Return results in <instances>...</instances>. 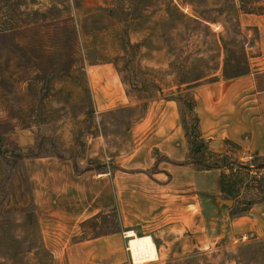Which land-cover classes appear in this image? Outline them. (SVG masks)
I'll return each instance as SVG.
<instances>
[{
	"label": "rangeland",
	"instance_id": "rangeland-1",
	"mask_svg": "<svg viewBox=\"0 0 264 264\" xmlns=\"http://www.w3.org/2000/svg\"><path fill=\"white\" fill-rule=\"evenodd\" d=\"M263 6L264 0H0V264H54L34 201L39 159L101 169L100 158L130 151L134 121L157 97L180 102L193 149L187 89L215 80L221 64L228 74L247 69L244 43L259 32L246 23ZM110 63L139 103L97 113L86 70ZM91 135H102L105 155H94ZM202 153L192 156L227 166L223 195L231 216L264 199V157L246 162ZM80 228V238L112 231L116 215L101 213ZM214 242L144 264H264V237L230 234Z\"/></svg>",
	"mask_w": 264,
	"mask_h": 264
},
{
	"label": "crops",
	"instance_id": "crops-1",
	"mask_svg": "<svg viewBox=\"0 0 264 264\" xmlns=\"http://www.w3.org/2000/svg\"><path fill=\"white\" fill-rule=\"evenodd\" d=\"M254 16L246 25L259 34L254 39L248 34L244 43L247 69L223 77L226 67L221 64L215 80L187 89L206 149L246 162L264 157V13ZM86 77L97 113L124 108L131 101L111 63L90 66ZM180 109L175 98L146 100L144 114L134 121L130 151L100 158L101 169L77 171L69 160L39 159L44 162L38 163L34 201L54 264H129L123 232L130 230L151 236L157 260L163 262L176 252L206 249L208 238L264 237V200L253 202L239 216L225 210L221 181L227 166L200 167ZM91 136L94 155H105L102 135ZM110 211L116 215L114 230L78 237L83 222Z\"/></svg>",
	"mask_w": 264,
	"mask_h": 264
},
{
	"label": "bare ground",
	"instance_id": "bare-ground-1",
	"mask_svg": "<svg viewBox=\"0 0 264 264\" xmlns=\"http://www.w3.org/2000/svg\"><path fill=\"white\" fill-rule=\"evenodd\" d=\"M127 235L130 237L132 258L136 264L157 260L158 252L151 236H138L133 230L127 231Z\"/></svg>",
	"mask_w": 264,
	"mask_h": 264
},
{
	"label": "trees",
	"instance_id": "trees-1",
	"mask_svg": "<svg viewBox=\"0 0 264 264\" xmlns=\"http://www.w3.org/2000/svg\"><path fill=\"white\" fill-rule=\"evenodd\" d=\"M249 13H256L255 9H250L249 11H247ZM264 13V6H263V9L261 11V13H258V14H263ZM238 74H228L226 69L224 70V73H223V76L224 77H234ZM189 107H190V110L194 113V124H193V127H192V130L191 132L195 135V144L193 146V149H192V152H196V153H202L204 149H206V147L204 146L203 142H201L200 140V133H199V126H198V117L195 113V109H194V100H193V97L190 96V100H189ZM183 122V127H184V130L186 132V135L189 136V133H188V129L186 128L185 124H184V120H182ZM199 143V144H197ZM207 150V149H206ZM203 154V153H202ZM202 162L198 161V164L200 165L201 168L203 169H211V168H215V167H218V165H210V164H201ZM227 173H224L222 175V191H226L227 192V183L225 181V177H227ZM264 200V199H263ZM246 210V209H245Z\"/></svg>",
	"mask_w": 264,
	"mask_h": 264
},
{
	"label": "built area",
	"instance_id": "built-area-1",
	"mask_svg": "<svg viewBox=\"0 0 264 264\" xmlns=\"http://www.w3.org/2000/svg\"><path fill=\"white\" fill-rule=\"evenodd\" d=\"M179 7L186 14H191V9L188 5L181 4V5H179ZM215 26L217 29L220 28L217 24H215ZM123 236L126 239V251L128 252L129 257H130V263L129 264H136L132 258V251H131L130 244H129L130 243V237L127 235V231L123 232ZM145 263H147V262H145ZM142 264H144V263H142Z\"/></svg>",
	"mask_w": 264,
	"mask_h": 264
},
{
	"label": "water",
	"instance_id": "water-1",
	"mask_svg": "<svg viewBox=\"0 0 264 264\" xmlns=\"http://www.w3.org/2000/svg\"><path fill=\"white\" fill-rule=\"evenodd\" d=\"M227 204L230 205V204H232V202L231 201H227Z\"/></svg>",
	"mask_w": 264,
	"mask_h": 264
}]
</instances>
